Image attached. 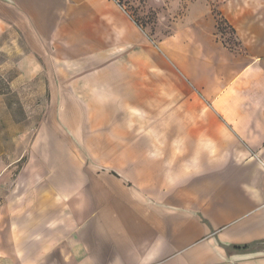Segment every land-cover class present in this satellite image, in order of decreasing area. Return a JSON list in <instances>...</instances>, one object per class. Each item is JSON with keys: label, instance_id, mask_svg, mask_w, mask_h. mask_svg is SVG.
I'll return each mask as SVG.
<instances>
[{"label": "crops", "instance_id": "crops-1", "mask_svg": "<svg viewBox=\"0 0 264 264\" xmlns=\"http://www.w3.org/2000/svg\"><path fill=\"white\" fill-rule=\"evenodd\" d=\"M209 2L154 41L116 0H0L51 100L0 157V264H264V0H214L239 47Z\"/></svg>", "mask_w": 264, "mask_h": 264}, {"label": "rangeland", "instance_id": "rangeland-1", "mask_svg": "<svg viewBox=\"0 0 264 264\" xmlns=\"http://www.w3.org/2000/svg\"><path fill=\"white\" fill-rule=\"evenodd\" d=\"M121 1L127 13L144 25V30L154 41H160L172 33L181 24L185 12L194 2V0ZM209 3L218 19L223 41L231 47H239L234 31L218 13L214 0H210ZM8 37L6 35L0 39V157L2 156L5 162L13 161L20 155L19 151L22 148L15 145V139L22 137L26 128L31 129L41 121L46 107L51 102L44 96L40 97L42 86L40 82H12L19 69L13 65V62H8L9 50L2 49L3 45L7 48L2 43ZM17 37V47H23L22 39L19 35ZM14 55L18 60L24 54L18 49ZM76 151L75 154L87 165V161L90 160V148L81 147ZM22 166L23 164L17 166L15 172H18ZM68 229L66 225V231Z\"/></svg>", "mask_w": 264, "mask_h": 264}, {"label": "trees", "instance_id": "trees-1", "mask_svg": "<svg viewBox=\"0 0 264 264\" xmlns=\"http://www.w3.org/2000/svg\"><path fill=\"white\" fill-rule=\"evenodd\" d=\"M116 2L118 3V4H120V6H122L124 9H125V7H124V5H123V2L121 1V0H116ZM126 11H127V9H125ZM128 12V11H127ZM221 16V15H220ZM132 17V19L136 22V24L138 25V26H140V27H142L143 29H144V25L143 24H141L137 19H135L133 16H131ZM222 17V16H221ZM223 18V17H222ZM224 19V18H223ZM218 20V19H217ZM224 21L226 22V20L224 19ZM231 27V26H230ZM218 28H219V31H221L220 30V25H219V22H218ZM232 28V27H231ZM232 30L234 31V29L232 28ZM243 247H247V246H243ZM243 247H240V246H235L234 248H236V249H242Z\"/></svg>", "mask_w": 264, "mask_h": 264}]
</instances>
